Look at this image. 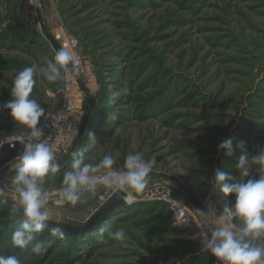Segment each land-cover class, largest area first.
Segmentation results:
<instances>
[{"label":"rangeland","instance_id":"rangeland-1","mask_svg":"<svg viewBox=\"0 0 264 264\" xmlns=\"http://www.w3.org/2000/svg\"><path fill=\"white\" fill-rule=\"evenodd\" d=\"M50 5L47 11L41 0H0V142L27 135L2 108L12 99L18 72L54 59L49 33L61 45L74 38L82 57L77 73L61 68L67 82L34 76L32 98L45 114L60 106L68 85L75 102L74 131L57 161L83 152L87 163L96 164L112 155L120 170L129 153L139 152L154 162L151 179L144 192L134 193L133 203L97 216L120 191L104 203L103 186L85 194L84 203L63 201L60 189L71 158L42 184L51 193L49 222L69 230L63 229L61 241L49 224L40 236L46 251L36 255L33 245L12 244L24 217L12 211L18 197L11 177L19 160L9 163L0 171V186H6L0 256L15 255L22 264H220L193 239L194 223L191 229L176 223L174 206L199 217L179 182L207 210L230 206L235 198L215 188L216 171L245 179L238 176L239 157L264 146V0H50ZM229 137L232 157L218 151ZM251 178H258L255 167ZM105 227L123 228L127 241L100 238Z\"/></svg>","mask_w":264,"mask_h":264},{"label":"clouds","instance_id":"clouds-1","mask_svg":"<svg viewBox=\"0 0 264 264\" xmlns=\"http://www.w3.org/2000/svg\"><path fill=\"white\" fill-rule=\"evenodd\" d=\"M80 63L75 51L64 47L57 49L54 59H46L43 66L25 67L18 72L11 89L12 99L3 103L2 108L9 111L12 119L23 126L27 135L8 137L10 146L19 142L23 151L19 155L16 174L11 177V186L17 194L12 211L20 213L24 219L12 234V244L41 255L44 249L40 236L50 227L46 210L51 193L42 187L49 174L59 171L60 164L44 136L41 118H46L45 109L32 98L37 72L49 82L69 80L61 68L78 72ZM92 136L91 133H89ZM4 142H0V148ZM242 146V145H241ZM228 157L234 155L232 138H226L218 145ZM70 166L63 173L60 198L75 206L84 203L85 194H95L98 186L115 189L124 193L126 204L135 201L134 193L146 190L151 179L153 161L145 160L142 153H129L123 169H115L116 159L105 155L99 163H87L83 152H73ZM258 178H251L252 170ZM238 179L219 170L214 178L215 188L224 196H234L230 206L216 210L208 205V211H200L209 225L208 232L201 233L202 250L211 253L220 264H264V146L258 145L256 154L244 153L236 164ZM0 198H6V186H0ZM242 225V226H238ZM107 234L110 239L125 243L128 239L123 228L110 231L107 227L99 230V237ZM51 235L63 241L65 232L60 226L51 228ZM0 264H22L15 255L0 256Z\"/></svg>","mask_w":264,"mask_h":264},{"label":"built area","instance_id":"built-area-1","mask_svg":"<svg viewBox=\"0 0 264 264\" xmlns=\"http://www.w3.org/2000/svg\"><path fill=\"white\" fill-rule=\"evenodd\" d=\"M34 0H32L33 2ZM64 48L69 49L70 51H75L78 55L80 66L82 62V57L78 51V41L74 38H69L62 44ZM75 111V102L73 97L70 95V86L66 88V94L60 104V106L50 111L46 114V118L41 120V125L43 127L44 139L49 146L53 149L56 158L66 151L67 142L74 131L73 124V114ZM117 190L115 189H105L104 195L102 197V202L111 198ZM176 207V208H175ZM175 209V221L176 223L185 229H191L193 223L198 228V231L193 236V239L201 240V233L208 232L206 225L200 217H194L191 213V210L188 207L180 205L174 206ZM194 217V218H193ZM195 219V220H194Z\"/></svg>","mask_w":264,"mask_h":264},{"label":"water","instance_id":"water-1","mask_svg":"<svg viewBox=\"0 0 264 264\" xmlns=\"http://www.w3.org/2000/svg\"><path fill=\"white\" fill-rule=\"evenodd\" d=\"M41 1H42L43 5L45 6L46 10L50 11V7H51L50 0H41ZM47 40L52 45L55 52L57 51V49L63 47L59 42H57L55 37L50 33L47 35ZM67 69L71 71L70 68H67ZM89 117H90V111L87 113V116L85 117V119L82 123V126L80 128L79 136L77 139V144H79L81 142L82 138L85 135L87 125H88V121H89ZM22 151H23V147H22V145L19 144V142L16 143V146H10V144L7 142V139H6L3 143V147L0 148V171L5 166H7L9 163H11L15 160H19V155L21 154ZM71 158H72V156H70L69 158H66L62 162H59L60 166L67 164L71 160ZM179 184H180V187L182 188V190L184 191V194L186 195V197L190 200L195 211L198 213L199 217L202 219V221L205 223V225L209 228L208 223L206 222L205 218L200 213V211L207 212L208 210L206 209V207L203 205L201 200L191 191L190 188L181 184L180 182H179ZM123 196H124V193H122V192H119L118 194L114 195L110 200H108L104 204V206L97 212L96 215L100 216L103 214H108L114 208L120 207L121 205H124ZM49 224L54 225V226L58 225V224L50 223V222H49ZM58 226H60L64 230H69L68 227H64L61 225H58Z\"/></svg>","mask_w":264,"mask_h":264}]
</instances>
